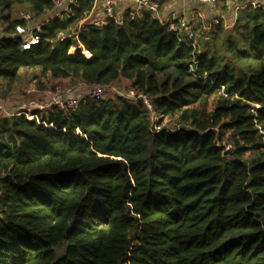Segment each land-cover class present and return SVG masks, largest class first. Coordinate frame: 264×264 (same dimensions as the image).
I'll use <instances>...</instances> for the list:
<instances>
[{
	"label": "trees",
	"instance_id": "16d2710c",
	"mask_svg": "<svg viewBox=\"0 0 264 264\" xmlns=\"http://www.w3.org/2000/svg\"><path fill=\"white\" fill-rule=\"evenodd\" d=\"M96 1L0 0V98L37 69L152 103L0 121V264H264V9L186 42L147 10L90 21Z\"/></svg>",
	"mask_w": 264,
	"mask_h": 264
},
{
	"label": "rangeland",
	"instance_id": "374dc122",
	"mask_svg": "<svg viewBox=\"0 0 264 264\" xmlns=\"http://www.w3.org/2000/svg\"><path fill=\"white\" fill-rule=\"evenodd\" d=\"M26 14H30L27 8L23 5L14 6L11 10L12 18H22ZM235 16L229 17V19H234ZM93 20V19H92ZM213 21V20H212ZM221 24L227 31L232 32L234 26V21H227L219 18L217 22H212ZM213 27V26H212ZM196 29V41L202 34H207L210 27H195ZM235 37V34H232ZM222 49H218L221 52ZM117 88L122 92H127L130 90V86L125 79H121L118 82L105 86L104 100L113 99L117 100L115 89ZM88 88L75 83L70 79L52 80L48 77L40 76L37 69H22L17 77V80L5 98H0V107H2V119H11L12 116L17 115L22 111H31L32 107H39L48 103L54 95H73L81 102L84 100V95L88 92ZM84 97V98H82ZM82 98V99H81ZM80 102V103H81ZM156 117L153 118V121ZM163 124L167 127H171L173 122L169 118H164Z\"/></svg>",
	"mask_w": 264,
	"mask_h": 264
},
{
	"label": "built area",
	"instance_id": "2783aa9c",
	"mask_svg": "<svg viewBox=\"0 0 264 264\" xmlns=\"http://www.w3.org/2000/svg\"><path fill=\"white\" fill-rule=\"evenodd\" d=\"M53 3V7L56 10L66 8L67 4L72 2V0H51ZM197 3L201 5H205L208 7H215L218 2L221 0H196ZM118 0H101V5L103 9V19L93 20L97 23L101 24L108 18L116 17V6ZM159 5L156 0H135L134 1V10H147L152 13H156L158 11ZM24 19H29L30 15L26 14ZM167 30L174 33L175 36L180 41L190 42L195 38V30L192 23L187 21L185 18H180L177 21H170L165 23ZM15 32L22 37L21 47L22 49H30L31 44L37 42V37L32 34V27L30 26H22L17 25L15 27ZM88 92L85 93L84 97L90 100L99 101L104 99L105 95V86L104 85H94L88 88ZM115 93L124 99H127L131 103L141 102L144 104L149 110L152 109L151 99L143 94L135 92L134 90L130 89L127 92H122L117 88H114ZM82 97V98H84ZM81 98V99H82ZM81 100L77 99L73 95H54L51 100L46 103L45 105H41L38 108L41 110L49 108L51 105L56 106L60 109H68V110H75ZM2 107H0V121L2 120ZM18 114H24L28 119H35L38 120L37 114L33 113L32 111H22Z\"/></svg>",
	"mask_w": 264,
	"mask_h": 264
},
{
	"label": "crops",
	"instance_id": "0c3cea01",
	"mask_svg": "<svg viewBox=\"0 0 264 264\" xmlns=\"http://www.w3.org/2000/svg\"><path fill=\"white\" fill-rule=\"evenodd\" d=\"M135 0H118L116 6V17H120L126 9L134 10ZM159 8L155 16L163 24L170 21H177L185 18L192 23L194 27H209L211 21L217 22L219 18L227 21L235 22L237 16L244 15V12L253 11L256 8L264 9V0H221L218 4L211 8L197 3L196 0H156ZM234 19H229L231 16ZM103 9L101 0H97L92 14L88 20L103 19ZM93 19V20H92ZM83 86V85H82ZM39 109L37 106L32 107L31 111Z\"/></svg>",
	"mask_w": 264,
	"mask_h": 264
}]
</instances>
